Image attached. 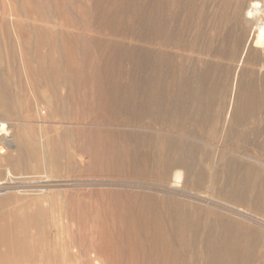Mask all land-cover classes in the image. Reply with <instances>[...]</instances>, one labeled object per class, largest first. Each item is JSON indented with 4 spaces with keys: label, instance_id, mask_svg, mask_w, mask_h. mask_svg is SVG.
Wrapping results in <instances>:
<instances>
[{
    "label": "rangeland",
    "instance_id": "374dc122",
    "mask_svg": "<svg viewBox=\"0 0 264 264\" xmlns=\"http://www.w3.org/2000/svg\"><path fill=\"white\" fill-rule=\"evenodd\" d=\"M247 3L0 0V82L14 119L0 133V234L5 224L28 237L24 259L0 264H155L144 253L164 250L171 231L186 236L171 239L186 254L175 264H204L198 252L210 230L246 236L257 244L251 264H261L259 191L223 190L247 166L253 182L264 178V93L257 117L230 125L237 79L264 75ZM15 132L36 154L19 158ZM181 155L190 173L176 166ZM178 216L198 226V241Z\"/></svg>",
    "mask_w": 264,
    "mask_h": 264
},
{
    "label": "bare ground",
    "instance_id": "6f19581e",
    "mask_svg": "<svg viewBox=\"0 0 264 264\" xmlns=\"http://www.w3.org/2000/svg\"><path fill=\"white\" fill-rule=\"evenodd\" d=\"M241 1V0H239ZM244 23L245 25L248 27V29L253 30L254 33V37H255V46H254V51L257 55H264V0H248V3L244 9ZM14 18V16H13ZM17 31V30H16ZM251 37V36H250ZM251 39V38H250ZM253 51V50H252ZM256 64V63H255ZM257 65L259 67H261L262 69H264V57H262L261 59H257ZM261 69V70H262ZM245 73V72H244ZM243 73V76H244ZM239 75V73L237 74ZM241 76V75H240ZM242 76V77H243ZM257 76V75H256ZM261 76V75H260ZM236 77V76H235ZM241 78V77H240ZM244 78V77H243ZM248 78V76H247ZM236 79V78H235ZM245 79V78H244ZM259 79V78H258ZM1 81V80H0ZM236 81V80H235ZM234 81V82H235ZM245 80L242 79H237V82L235 83V88H236V95L238 96L237 99V105L234 106V110H233V115H232V120L230 121V125L234 126L237 122V119L240 116H245L247 118H255L259 115L260 111L262 110L260 108V103H259V99L261 97V94L264 93V75L260 77L259 80L255 79V78H251L248 79L247 82L245 84L244 82ZM260 82V84L258 83ZM10 91V90H9ZM11 95V93H10ZM241 95H245L246 98V103H244V105L240 104L241 101ZM12 97V96H11ZM10 100V99H9ZM8 100V96H7V91H6V87L4 82H0V112L2 113V116L0 117V133L2 134H8L10 129L14 128V119H12L11 115L9 113L6 114V112L9 109L10 106V102ZM28 125V124H27ZM16 127V126H15ZM23 131V130H22ZM56 131V130H55ZM22 133V132H21ZM24 133V131H23ZM13 134V133H12ZM10 134L11 136H14L13 139L16 138V140H22L21 143V147L20 148H16V150H18L19 152V158H24L26 155L30 154H36L37 149L34 146H30L28 144V142H25L22 138H20V136H18L19 134H17V132L14 133V135ZM27 136V135H26ZM28 138V137H27ZM15 141V140H14ZM47 141V140H46ZM9 141H7V144ZM31 142V141H30ZM48 142V141H47ZM57 142V141H56ZM45 143V142H44ZM11 144V143H10ZM11 147V145H9ZM43 146V145H42ZM44 147V146H43ZM53 147V146H51ZM174 147V146H173ZM20 149V151H19ZM46 150V149H44ZM178 150V149H177ZM48 151V149H47ZM58 151V150H57ZM173 151V150H172ZM51 152V151H50ZM3 153V152H2ZM24 153L26 155H24ZM55 154V153H54ZM52 156V155H51ZM53 157V156H52ZM170 157V156H169ZM29 158V157H28ZM33 158V157H32ZM31 158V159H32ZM56 158V157H55ZM6 159V158H4ZM54 159V158H53ZM164 159V158H163ZM173 159V158H172ZM189 158H187L184 155H181V157H179L176 160V163L180 169L183 168L184 170H186V172L190 173V169L188 167V160ZM7 160V159H6ZM12 160V159H11ZM21 160V159H20ZM24 160V159H22ZM58 160V159H57ZM165 160V159H164ZM54 161V160H53ZM8 162V161H7ZM12 162V161H11ZM16 162V161H15ZM24 162V161H22ZM32 162V161H31ZM34 162V161H33ZM52 162V161H51ZM165 162V161H164ZM10 164V163H9ZM31 163H29L30 165ZM60 164V163H59ZM174 164V163H173ZM12 165V164H11ZM168 165V164H167ZM175 165V164H174ZM23 166V165H22ZM60 166V165H59ZM175 166V167H176ZM10 167V166H8ZM37 167V166H36ZM47 167V166H46ZM54 167V166H53ZM177 167V168H178ZM224 167L226 168L225 170V174L228 178H230L231 176H235V171H233L232 169H230V165L229 162L227 164L224 165ZM25 168V167H24ZM33 168V167H32ZM169 168V167H167ZM164 169V168H163ZM60 170V169H59ZM62 170V169H61ZM168 170V169H167ZM174 171V170H173ZM184 173V172H183ZM183 173L179 170H177L175 172V174L173 173L172 175L174 176V183L176 185H179L180 182L183 179ZM192 173V172H191ZM9 174V173H8ZM187 174V173H186ZM195 176L196 174L193 173ZM252 169L247 166L245 167V169L243 170V172H241V177L239 178L237 184H235L234 186H225V188L223 189L224 191H226L229 194H237L240 196H244L248 193V191H252V194L254 192H258V198L260 200H257V203L259 202H264V178L261 179L260 183L258 184L257 182H253L251 180L252 178ZM9 176H11L9 174ZM191 176V175H190ZM189 179V178H187ZM184 181V179H183ZM256 183V184H255ZM1 192V191H0ZM3 193V191L1 192ZM9 194V192H8ZM7 194V195H8ZM59 194V193H58ZM10 195V194H9ZM54 195V194H53ZM58 196V195H57ZM56 196V197H57ZM48 197V196H46ZM60 197V196H59ZM29 198V197H28ZM65 198V197H64ZM13 199V198H12ZM55 199V198H54ZM60 199V198H59ZM10 200V198H9ZM18 200V199H17ZM20 200V199H19ZM40 200V198H39ZM68 200V199H67ZM14 201V200H13ZM24 202V201H23ZM33 202V201H32ZM35 202V201H34ZM33 202V203H34ZM40 202V201H39ZM72 202V200H71ZM6 203V202H5ZM15 203V202H14ZM31 203V202H30ZM38 204V203H37ZM71 204V203H70ZM10 203L8 204L9 207ZM53 205V203H52ZM7 206V205H6ZM39 206V204H38ZM41 206V205H40ZM55 206V205H54ZM57 207V206H55ZM20 208V207H19ZM36 208V207H35ZM40 208V207H39ZM48 208V207H47ZM3 209V208H2ZM43 209V208H42ZM41 209V210H42ZM45 211V209H43ZM42 210V211H43ZM51 210V209H50ZM53 210V209H52ZM35 211V210H34ZM11 212V211H10ZM50 212V211H49ZM53 212V211H52ZM179 212V210L177 211ZM4 213V211L2 212ZM13 213V212H12ZM46 213V212H45ZM50 214V213H49ZM183 214V211H182ZM2 215V214H1ZM44 215V214H40ZM57 215V214H56ZM71 215V214H70ZM143 215V214H142ZM148 215V214H147ZM22 216V215H21ZM39 216V217H40ZM60 216V215H59ZM130 216V214H129ZM27 217V216H26ZM38 217V218H39ZM42 217V216H41ZM151 217V216H150ZM179 217V216H178ZM37 218V217H36ZM45 218V217H44ZM58 218V217H57ZM71 218V217H70ZM164 218V217H163ZM184 218V217H183ZM21 219V217H20ZM55 219V217H54ZM148 219V218H147ZM150 219V218H149ZM37 220V219H36ZM39 220V219H38ZM48 220V218H47ZM123 220V219H122ZM165 220V219H164ZM40 221V220H39ZM74 221V220H72ZM125 222V220H123ZM139 221V218H138ZM141 221V220H140ZM145 221V220H144ZM148 221V220H147ZM170 221V220H169ZM177 223L179 225V227H186L188 229H190V231L192 232V235L190 238H192L194 241H198V235H197V230L198 226H196L195 224H191L190 221L186 218L182 219L181 217H179L177 219ZM25 222V221H24ZM27 222V221H26ZM55 222V221H54ZM58 222V221H57ZM63 222V221H62ZM121 222V221H120ZM142 222V221H141ZM183 222V223H182ZM195 222V221H194ZM50 223V222H49ZM122 223V222H121ZM146 223V222H144ZM154 223V222H153ZM163 223V222H161ZM160 223V225H162ZM8 224V221L7 223ZM22 224V223H21ZM123 224V223H122ZM150 224V222H149ZM166 224V223H165ZM39 225V222H38ZM54 225V224H51ZM63 225V224H62ZM126 224L124 223V226ZM129 225H132L131 223ZM141 225V224H140ZM139 225V226H140ZM146 225V224H145ZM169 225V223H168ZM23 226V225H21ZM151 226V225H150ZM172 226V225H171ZM200 226V225H199ZM25 227V225H24ZM60 227V226H59ZM148 227V225H147ZM184 227V228H185ZM122 228V227H120ZM167 228V227H166ZM172 228V227H169ZM185 228V231L187 230ZM40 229V227H39ZM119 229V228H118ZM153 229V227H152ZM155 229V228H154ZM162 229V228H160ZM203 229V228H202ZM201 229V230H202ZM211 229V228H210ZM209 229V230H210ZM223 229V228H222ZM228 229V228H227ZM226 229V230H227ZM23 230V229H22ZM36 230V228H35ZM43 230V229H42ZM63 230V229H62ZM122 230V229H121ZM130 230V229H129ZM127 228V232L129 231ZM133 230V228H132ZM149 230V228H148ZM182 230V229H181ZM24 231V230H23ZM22 231V232H23ZM38 231V230H37ZM36 231V232H37ZM124 231V230H123ZM141 231V230H140ZM168 231V230H167ZM175 231V230H174ZM184 231V230H183ZM13 232V231H12ZM21 232V234H22ZM43 232V231H42ZM230 232V231H229ZM129 233V232H128ZM146 233V231H145ZM166 233V232H165ZM182 233V232H181ZM180 232H177L175 234L172 233L170 235H167L168 237H166L169 241V245L164 249V250H160L159 252H157V248L156 253L150 252V253H144V257L148 260V262H153L155 264H175L178 262H181V260L183 258H185V252L182 249V246L174 245V241H171V239H176L179 240L180 242H184L186 243V236L182 235ZM231 233V232H230ZM228 232H217L214 233L212 230H210L208 233L204 234V239L200 242V247H199V254L202 257L204 264H251L253 261H255L257 259V253H256V247L257 244H252L250 240H248L245 237H241V236H237L235 237L234 234H230ZM238 233V232H236ZM240 233V232H239ZM125 234V233H124ZM134 234V233H133ZM154 234V233H153ZM159 234V233H158ZM185 234V232H184ZM200 234V233H199ZM56 235V234H55ZM78 235V233H77ZM126 235V234H125ZM132 235V232L131 234ZM149 235V234H147ZM166 235V234H165ZM241 235V234H240ZM39 236V235H38ZM42 236V235H41ZM65 236V235H64ZM76 236V235H74ZM157 236V235H156ZM60 237V236H59ZM57 237V238H59ZM79 236H77L78 238ZM97 237V236H96ZM133 237V236H132ZM138 239L140 238L139 236H137ZM144 237L146 238L145 234ZM153 237V236H152ZM159 238H161V236H158ZM27 236H17L14 235L13 233H11V227H9V225H3L2 226V233L0 234V243H2L7 250L0 253V262L2 263H13L15 260V262H18L22 259L25 258V252L22 250V242L27 240ZM66 238V237H65ZM130 238V237H129ZM135 238V237H133ZM202 238V237H201ZM69 239V238H68ZM50 240V238H49ZM52 240V239H51ZM56 240V239H55ZM58 240V239H57ZM85 240V239H84ZM96 240V238H95ZM142 240V237H141ZM140 240V241H141ZM150 240V239H149ZM191 240V239H190ZM200 240V239H199ZM45 241V240H44ZM62 241V240H61ZM161 241V239L159 240V242ZM47 242V241H46ZM66 242V241H65ZM74 242V240H73ZM76 242V241H75ZM84 242V241H83ZM139 242V240H138ZM152 242V241H150ZM190 242V241H189ZM42 243V242H41ZM87 243V241H86ZM85 243V244H86ZM99 243L100 239H99ZM134 244V242H132ZM141 243V242H140ZM144 243V242H143ZM142 243V244H143ZM154 243V242H153ZM168 243V242H167ZM39 244V242H38ZM43 244V243H42ZM41 244V246H42ZM49 244V242H48ZM79 244V243H78ZM84 244V243H83ZM88 244V243H87ZM141 244V245H142ZM146 245V243H144ZM151 244V243H150ZM148 244L147 247L150 245ZM157 244V243H156ZM199 244V243H198ZM35 245V243H34ZM56 245V244H55ZM65 245V244H64ZM80 245V244H79ZM100 245V244H99ZM127 245V244H125ZM130 245V241L129 244ZM186 245V244H185ZM195 246H199L196 243L192 244ZM260 245V243H259ZM49 246V245H48ZM52 246V245H51ZM109 246V245H108ZM156 246V245H155ZM61 247V246H60ZM65 247V246H64ZM93 247V245L91 246ZM106 247V246H105ZM111 247V246H110ZM143 247V246H142ZM264 247V246H263ZM83 248V246L81 247ZM101 248V246H100ZM141 249V247H138ZM144 248V247H143ZM162 248V247H161ZM47 249V248H46ZM56 249V247H55ZM93 249V248H92ZM114 249V248H113ZM130 249V248H129ZM149 249V248H148ZM159 249V248H158ZM101 250V249H100ZM104 250V249H103ZM102 250V251H103ZM144 250V249H143ZM146 250V249H145ZM41 251V250H40ZM47 251V250H46ZM62 251V250H61ZM71 251V250H70ZM101 251V252H102ZM127 251V250H126ZM138 251V250H137ZM147 251V250H146ZM79 252V251H78ZM82 252V251H80ZM86 252V251H85ZM84 252V254H85ZM140 252V251H139ZM45 253V252H44ZM114 253H115V249H114ZM113 253V255H114ZM132 253V252H131ZM138 253V252H136ZM143 253V252H141ZM63 253H61L62 255ZM80 254V253H79ZM83 254V253H82ZM95 254V253H94ZM106 254V253H105ZM57 255V254H55ZM54 255V256H55ZM91 255V254H90ZM109 255V254H108ZM128 255V254H127ZM143 255V254H142ZM194 255V254H193ZM65 256V255H64ZM103 257V255H101ZM133 258L134 255L132 254ZM81 257V256H80ZM106 257V256H105ZM143 257V258H144ZM48 258V257H47ZM56 258V257H55ZM54 258V259H55ZM90 258V257H89ZM88 258V259H89ZM98 258V257H97ZM141 258V257H140ZM142 258V260H143ZM34 259V258H33ZM43 259V257H42ZM66 259V258H65ZM64 259V260H65ZM81 259V258H80ZM96 259V258H95ZM106 259V258H105ZM104 259V260H105ZM126 259V258H125ZM259 259V258H258ZM260 259L262 260L261 264L264 263V252L261 254ZM45 260V259H44ZM109 260V257H108ZM134 260V259H133ZM24 261V260H23ZM56 261V260H54ZM67 261V260H66ZM64 261V263L66 262ZM69 261V260H68ZM127 261V260H125ZM22 262V261H21ZM40 262V261H39ZM146 262V263H148ZM24 263V262H23ZM45 263V262H44ZM56 263V262H55ZM144 263V261H143ZM33 264V263H32ZM49 264V263H48Z\"/></svg>",
    "mask_w": 264,
    "mask_h": 264
}]
</instances>
